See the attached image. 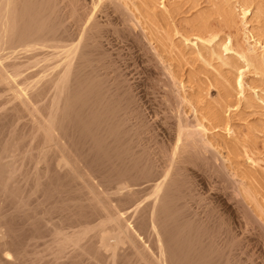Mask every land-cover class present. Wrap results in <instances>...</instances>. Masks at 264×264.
Instances as JSON below:
<instances>
[{
	"label": "bare ground",
	"instance_id": "6f19581e",
	"mask_svg": "<svg viewBox=\"0 0 264 264\" xmlns=\"http://www.w3.org/2000/svg\"><path fill=\"white\" fill-rule=\"evenodd\" d=\"M169 1L0 0V88L12 92L11 98L3 101L14 99L12 102L15 103L16 100L15 104L10 105L2 113L0 126H6L11 120L15 121L23 116L22 113H25L30 117V123L26 126L29 129H27L28 141L33 142L34 140L35 142V146L21 150L27 138L25 135H22L23 137L18 135L15 129L18 124L13 121L16 127L13 124L10 126L13 127V130L12 136H9L10 139L6 137V142L7 139L9 140L8 146L6 142H3L6 148L0 150V152L2 151L0 153V193L6 194V198H11V201L14 202L18 197L16 193L19 185H15L16 182L11 185L9 181H14L18 177H24V179L29 177L26 168L20 170L25 165L22 164L23 161H31L32 165L36 162L40 165H38L39 168L34 167L32 176L38 181L37 186L42 187L44 183L41 181H44L48 185V187H42L45 188V191L48 189L45 195L47 198L53 197L57 201L54 209L47 210L70 213L69 207H71L74 213L79 216L78 218L87 215L93 216V214L103 217V221H99L101 223L92 228L94 243L97 244V251L99 249L110 251L112 264H118V262L123 264L131 262L135 264H249L245 260L248 259V254L245 259L242 256L246 252L241 254V251L244 250L243 242L247 237V232L244 230L241 236H238L239 232L237 234V231L235 232L231 227L232 225L230 226V222L233 221L229 222L226 220L227 218L224 219L222 212L224 210L223 213H226L227 210L228 212L232 210L234 213L242 211L245 215L243 223L246 228L260 221L263 226H259V222L256 225L262 228L260 235L264 237V182L258 180L262 179L264 175L261 174V178L256 177L257 174H254V168H252L253 163L256 162L251 156L254 154L252 151H255L253 148L257 146L259 133L264 131V125L250 126L241 139L236 138L237 140L233 143L227 142L226 145L224 143V151L223 148L222 150L218 148L217 143L215 145L208 139L206 130H208L209 124L212 128L227 124L224 114L232 106L233 99L231 100V98L234 94L229 87L236 90L235 77L231 74L233 77L227 79L229 82L224 81L225 84L228 82L231 86L221 84V87H224L223 95L231 96L229 100L221 97L222 99L212 101L213 103L208 102L206 105L202 103L205 107L201 110V106L199 107L196 102L198 97L192 94L197 98H194L195 101H193L191 95L189 94L188 98V94L184 91L185 88L191 87L188 83L199 81V84H203L200 89V86L197 85L199 89L197 91L202 92L198 103L203 97L205 102L209 101L210 88H217L220 83L213 81L215 78L210 82L206 81L208 75H204L205 69L204 73L199 72V74L207 77L201 78L194 72L191 74L195 70L186 74V68H179L188 65L183 61V58L179 59L184 55L182 49L185 48V40L191 41L190 37H193L196 40L212 41L213 43L220 29L230 28L236 23V12L233 11L234 8L230 7L232 5L228 3V0H207L211 5L206 4L207 6H200V8L197 6L202 4L203 0H193V5H190L191 8L196 7L194 11L190 8L182 9L184 4L181 6L171 2L170 5ZM253 1H242L243 15L250 11ZM260 2L257 1L256 4ZM255 6H258L259 9L261 5ZM257 8L256 13L262 12L263 9L258 10ZM255 12H251L252 17ZM257 17H259L258 14ZM111 36L127 40L131 44L137 45V48L141 46L140 48L149 53L146 52L148 57L145 54L147 58L145 55L143 56L151 65L149 63L145 65L147 62L143 63L146 68L139 65L146 69L144 71L150 72L146 76L153 75L154 72L158 74L161 71L165 78L162 77L164 83L160 85H165L168 89L171 85L175 88L178 86L176 91L173 90V86L171 89L174 93L178 91L179 100L177 99V101L180 103H177L178 107L176 103L172 102L174 99H172V94L175 95L172 91L164 90L162 93L163 98L161 99L169 102L164 105L175 109L174 113H170L166 117L167 121L164 126L147 123L142 115L144 112L139 109V103L137 104V99L126 78L128 73H131L130 63L124 64L122 61V66L126 65L123 69L119 63L122 59L120 51L118 49L109 51L108 47H105L107 43H110ZM230 37L227 35V38L222 41L224 50L230 49ZM121 43L123 42L121 41ZM180 44L184 48L177 50V45ZM128 47L133 50L130 46ZM208 50L211 53L210 49ZM178 51H183L179 57H177L180 53ZM201 57L203 56L201 55ZM176 58L179 61L182 60L186 65L183 66L181 63L178 64L181 66L177 68ZM187 58L185 55V60ZM194 58L196 60V57ZM241 58L249 66H259V62L254 56L242 53L239 54V58L235 57L234 60H229L232 62L233 68H237ZM226 59L225 61L230 64ZM139 61L141 62V60ZM208 62L206 63L209 66L210 62ZM135 64L137 63L135 62ZM204 66L206 67V65ZM135 68L137 69V67ZM197 68V73V70L203 69V67ZM139 70L136 72L138 71L140 74ZM153 77H156V79L151 77L152 80L154 79L153 81L157 80L158 83H161V77L160 79L157 76ZM207 79L209 80V77ZM237 84L240 86L241 81L238 80ZM154 86L156 88L158 84ZM160 88L158 87L159 90ZM189 90L191 93V89ZM219 90L217 88V91ZM196 95H199L198 92ZM217 97L214 99H218ZM188 109L190 114L192 112V121L185 116ZM10 130L9 128L7 131L10 132ZM3 132L5 133V130ZM9 134L11 135V132ZM1 137L3 138V136ZM21 146L22 148H20ZM208 149L212 152H209ZM228 153H230L229 156ZM232 154L235 155L233 159L237 158V154H242L244 162H248L247 165L250 166L249 170L239 173L240 171L237 170V172L231 166H227L225 162ZM218 157L222 159V162L225 161L221 166L218 164ZM216 160H218L217 163ZM197 170L200 173L203 172L204 175H211L209 177H213V181L211 183L197 181L198 179H195L197 176H195V172L199 174ZM31 174L30 171V176ZM66 176H70L72 183L79 180L80 189L78 187L77 189L85 193V202L84 199L70 201L72 200L70 191L72 189H67L62 185V183H66L64 181ZM70 181L68 180V182ZM217 181L223 190H226L225 193L222 191L223 196L217 192L219 191L215 185ZM37 186L32 190L38 192ZM75 191H73L74 195L79 196L78 191H76L77 193ZM15 201L17 202L16 209L23 208L26 216L30 213L36 214L34 208L27 206V201H22L21 198ZM4 211L2 210V214ZM45 212L47 213V211ZM22 214L25 215V213ZM13 216L15 218L18 216L17 219H20L19 214L15 213ZM29 216L27 217L29 218ZM230 216L232 217V215ZM228 218L230 217L228 216ZM35 219L37 222H41L45 217L42 215ZM80 220L82 221V219ZM22 221L25 222L23 219ZM31 221L30 223H32ZM45 221L47 222V220ZM62 222L64 221L62 220ZM243 223L241 222V225ZM9 225L11 226V224ZM10 226L8 227L9 231L12 229L14 232L15 230L12 227L10 229ZM26 226L28 227V225ZM85 227H83L85 230H80L75 234V237H73L74 235L72 237L64 236L65 234L61 233L62 231L60 232L57 227L53 228V231L57 239L62 238V247L64 246L62 244L67 242H78V239L88 231ZM6 232L5 234L9 233ZM5 234L0 231V238L5 237ZM14 235L16 236V234ZM18 236L13 240L17 239L19 243L20 236ZM76 238L77 240H75ZM13 240L11 241L13 242ZM85 240L87 239L85 238ZM4 241L6 240L2 242L4 243ZM17 242H14L15 246ZM14 243H10L11 246ZM18 245L21 246L20 243ZM83 254L85 253L83 252ZM16 255H20L18 258L20 259L21 251H17ZM91 257H93V253ZM10 261L6 264H14ZM15 263L18 264V262Z\"/></svg>",
	"mask_w": 264,
	"mask_h": 264
},
{
	"label": "rangeland",
	"instance_id": "374dc122",
	"mask_svg": "<svg viewBox=\"0 0 264 264\" xmlns=\"http://www.w3.org/2000/svg\"><path fill=\"white\" fill-rule=\"evenodd\" d=\"M191 1V2H190ZM195 1V0H194ZM194 1L193 0H170L169 2H170V5H171V2H172V4H178V5H183V7H182V9H188V8H190V9H192L193 11L194 10H196V7H192L191 8V5H193L192 4V2L194 3ZM229 1V2H228ZM227 2L230 4V5H232V6H230V7H232V8H234L233 9V11H235L234 13H235V17H236V23H234V24H236V25H234L233 24V26H234V29H233V26H231L230 28H223L222 30L220 29L219 30V32H218V34H217V37H216V39H214V41H213V43H212V41L211 42H204V40H196V39H194L193 37H190V38H192V40L191 41H188L187 42V40H185L184 41V43H186V45L183 47V45L182 44H180V45H182L181 46V48H180V45H177V50H179V49H182V47L184 48V49H182L183 51H181V52H183L184 53V57L182 56V57H179L180 56V54H181V52L180 51H178V52H180V53H178L179 55L177 56V57H179V59L180 58H183L184 60L183 61H185V62H187L186 64H188V65H184V63H183V61L181 62V61H179L178 60V58H176V60H175V62H176V66L178 65V64H181V65H183V66H185V67H179V66H181V65H178L177 66V68L179 67L180 69L182 68V69H184V68H186L185 70H186V74L188 73V72H190L191 73V71L192 70H195V71H192V73L191 74H197V75H200V77L201 78H206L207 76H204V75H208V77H209V80L206 78V81H208V82H210L211 80H213L214 78L216 79H214L213 81H216V82H218V84L220 83V88L219 87H217L218 89H220L219 91H217V88H214V87H211L210 89V91H209V96H208V100L209 101H207V102H205L206 100H204V97H203V99L202 100H204L203 102H202V100H201V102L199 101V103H198V99H199V96H201L202 97V92L200 93L199 91H197V90H199L202 86H203V84L202 83H200L199 84V81H197V82H189L188 84L191 86L190 88H185L184 89V91H186V93L188 94V98H189V96L190 97H192V99H194L195 97L194 96H196V97H198V99L197 98H195V99H197L196 100V102H197V104L199 105V107L201 108V110L202 109H204V105L203 104H205L206 105V103H213L214 101H217V100H219V99H222V98H224L225 100H229L230 98H231V96H225V95H223L224 94V90H222L224 87H221V84L222 85H224L225 83H224V81L226 82V80L227 79H230L231 78V76L233 75L234 77H235V86H236V90H235V88L233 89L232 87H229L230 89H232L231 91L233 92V94H234V96L231 98V102H232V106H230L229 107V109L225 112V116H226V118H227V124L226 125H220V126H216V127H213L212 128V126L209 124H207L208 126H207V129L208 130H206V136L208 137V139H210V141L211 142H214V144L215 143H217L218 145H217V147L218 148H220L221 150H222V148L226 145V143L227 142H234L235 140H237V139H241L243 136H244V134H245V132L250 128V126L252 127L253 125H260V124H263L264 125V30H262V29H264L263 27H264V0H261V2H262V4H261V2H260V0H254L253 2V4L251 5V9H250V11H248L247 13H245L244 15H243V13H242V7H241V3H242V1L243 0H228ZM258 1V2H260L259 4H256V2ZM169 2H168V4H169ZM174 2V3H173ZM176 2V3H175ZM205 2V3H204ZM191 4V5H190ZM205 4V5H204ZM206 4H208L209 6L211 5L210 4V2H208L207 0H203V2H202V4H200L199 6H197V8L199 7L200 8V6L201 7H205V6H207ZM243 4V3H242ZM255 5H261V6H259V9L257 8L258 6H255ZM190 6V7H189ZM254 7V8H253ZM261 7V8H260ZM263 7V8H262ZM194 8V9H193ZM256 8L258 9V10H261V9H263L262 10V12H260V13H256L255 11H256ZM189 9V10H190ZM255 9V10H254ZM192 10H190L191 12H193ZM253 12H255V14H254V17H252V13ZM190 13V12H189ZM188 13V14H189ZM257 14H258V16L259 17H257ZM261 14V15H260ZM181 15V14H180ZM263 15V16H262ZM262 16V17H261ZM233 30H232V29ZM136 32H137V29H136ZM229 32V33H228ZM231 32V33H230ZM263 32V33H262ZM261 34H263V35H261ZM227 35L230 37V44H229V47H230V49H228V50H224V43L222 42L225 38H227ZM110 38V37H109ZM178 39V38H177ZM111 40V41H110ZM110 40H109V44L107 43V45H105V47L107 48L108 47V50L109 51H111V50H116V49H118L119 51H120V53H121V58L122 59H120V62L119 63H121L120 65H121V67L124 69L125 67L124 66H126V65H124V64H129V70L131 71V73H128V75L126 76V78L128 79V82L130 83V86H131V88H132V93L135 95V98L137 99V104H138V106H140L139 107V109L142 111V112H144L142 115L144 116V118H145V120L147 121V123L148 122H150L152 125H162V126H164L165 125V123H166V121H167V119H166V117L168 116V115H170V113L172 114V113H174V111H175V109H172L171 107L169 108V107H166V106H168V105H164V104H167V103H169V102H165V99L163 100V99H161V98H163V92H164V90H169L170 92L172 91L171 89L173 88V90H175V89H177L178 88V86L175 88V86H173V85H171V86H169V89H168V87L167 86H165V85H160V84H162V83H164L163 82V79L165 78L164 77V74H162L161 73V71H159V73L157 74V73H153V75L152 74H149V75H147L146 76V74H148V73H150V72H147V71H144V70H146V69H143V68H146V67H144L145 65H148V63H149V61H146L145 59L149 56V55H147V51H145L144 49H142V48H140L139 46H138V48H137V45H133V44H131L129 41H125L124 39H122V38H119V37H116L115 38V36H111V38H110ZM118 40V41H117ZM120 40V41H119ZM124 40V41H123ZM121 41L123 42V43H121ZM126 42V43H125ZM127 42H128V44H127ZM227 42V41H226ZM119 43V44H118ZM121 43V44H120ZM106 44V43H105ZM118 44V45H117ZM131 44V45H130ZM112 45H114L113 47H112ZM125 45V46H124ZM133 45V46H132ZM109 46H111V47H109ZM120 46V47H119ZM123 46V47H122ZM127 46V47H126ZM128 46H130L133 50H131ZM136 46V47H135ZM203 46V47H202ZM116 47V48H115ZM119 47V48H118ZM134 47V48H133ZM129 50H128V49ZM111 49V50H110ZM125 49V50H124ZM127 49V50H126ZM135 49V50H134ZM138 49V50H137ZM208 49H210V52L211 53H209V50ZM232 49V50H231ZM131 50V51H130ZM141 50V51H140ZM143 50V51H142ZM176 50V51H177ZM187 50V51H186ZM123 51H124V53L125 52H127V53H123ZM132 52V53H130V52ZM136 51V52H135ZM138 51V52H137ZM147 52V53H146ZM207 52V53H206ZM212 52H213V55H212ZM137 53V54H136ZM139 53V54H138ZM191 53V54H190ZM200 53V54H199ZM208 53H209V55H208ZM247 54L248 56H254L257 60H258V62H259V66H257V67H255V66H249V65H247L245 62H244V60L241 58V59H239V63H238V66H237V68H233V66H232V60H234V58L235 57H237V58H239V54ZM133 54V55H132ZM147 55V57H146V55ZM149 54V53H148ZM197 54H199V55H197ZM212 56H211V55ZM128 55V56H127ZM143 55H145V57L143 56ZM185 55H186V58H187V55H188V58L185 60ZM201 55L204 57H201ZM135 56H137V57H135ZM139 56V57H138ZM141 56H143V59H141ZM198 56V57H197ZM231 56H232V58H231ZM127 57V58H126ZM129 57H131V58H135L134 60L133 59H130ZM194 57H196V60H195V58ZM226 57H228L227 59H226ZM130 60H129V59ZM139 58V59H138ZM145 58V59H144ZM193 58H194V60H193ZM200 58H201V61H200ZM124 59V60H123ZM206 59H207V61H206ZM212 59V60H211ZM225 59L230 63V64H228L226 61H225ZM139 60H141V62L139 61ZM203 60V61H202ZM229 60H231V61H229ZM122 61H124V64H123V66H122ZM126 61V62H125ZM128 61V62H127ZM145 61V62H144ZM194 61V62H193ZM210 63H209V62ZM222 61H224V62H222ZM132 62V63H131ZM135 62L137 63V64H135ZM147 62V63H146ZM174 62V61H173ZM201 62H208L209 63V66H208V64L206 63V64H204V63H202L201 64ZM222 62V63H221ZM143 63L145 64V65H143ZM150 64V63H149ZM206 65V67L204 66V65ZM222 64H226V65H222ZM229 66H228V65ZM141 65H143V66H141V67H143V68H141L140 66ZM151 65V64H150ZM202 65V66H201ZM130 66H135V67H137V69L135 68V67H130ZM230 66H232V67H230ZM189 67H191L192 69H190ZM198 67V68H197ZM199 67H203V69L202 68H200L199 69ZM205 67V68H204ZM132 68V69H131ZM196 68L197 69H199V70H197L198 71V73L196 72ZM138 69H140L139 70V72H140V74L138 73V71L136 72V70H138ZM187 69H189V70H187ZM205 69V70H204ZM128 70V72H130ZM142 70H143V72H142ZM205 71V73H204V71ZM136 72V73H134V72ZM209 71V72H208ZM194 72V73H193ZM199 72L201 73H204V75H201V74H199ZM134 73V74H133ZM129 74H131V75H129ZM142 74H145V75H142ZM232 74V75H231ZM163 75V76H162ZM226 75V76H225ZM230 75V76H229ZM130 76V77H129ZM135 76V77H134ZM153 76H157L159 79H160V77H161V83H158V81L157 80H155V81H157V82H155V81H153L152 80V78H155L156 79V77H153ZM225 76V77H224ZM232 76V77H233ZM132 77V78H131ZM150 77V78H149ZM152 77V78H151ZM162 77H163V79H162ZM227 77H229V78H227ZM211 78V79H210ZM224 78V79H223ZM132 79V80H131ZM220 79V80H219ZM138 80V81H137ZM238 80H240L241 81V85L240 86H238V84H237V82H238ZM133 81V82H132ZM151 81H152V83H151ZM212 81V82H213ZM219 81H221V82H219ZM228 82H229V80H227ZM226 83L225 84V86L226 85H229V83ZM131 83H132V85H131ZM134 83V84H133ZM135 83H136V86H135ZM191 83H192V85H191ZM195 83H197V84H195ZM214 83V82H213ZM156 84H158V86H156V88H155V86L154 85H156ZM197 85H198V87H199V89H198V87H197ZM0 86H1V84H0ZM154 86V87H153ZM163 88H166V89H163ZM173 86V87H172ZM229 86H231V85H229ZM158 87L160 88V90H162L161 92H160V90L158 89ZM229 88H227L228 90H229ZM188 89V90H187ZM189 89H191V93H190V90ZM193 89V90H192ZM134 90V91H133ZM222 90V91H221ZM4 91V92H3ZM6 91V92H5ZM176 91V90H175ZM198 92V96L196 95L197 94V92ZM222 92V96H221V92ZM136 92V93H135ZM220 92V93H219ZM172 93H174L173 91H172ZM177 93H178V91H177ZM177 93L175 92L174 94L175 95H173L172 94V99H173V103H176V106L178 107L179 106V101H177V99L179 100V98H178V96H177ZM194 93H196V94H194ZM219 93V94H218ZM11 94H12V92H10V91H8V90H5V89H1L0 88V118H1V115H2V113L5 111V109H8L9 107H10V105L12 106L13 104H15L16 103V100H15V103L14 102H12V101H14V99H11V101L9 100V101H3V100H7V99H10L11 98ZM190 94V95H189ZM192 94L194 95V96H192ZM218 94V95H217ZM212 95V96H211ZM216 96H218L217 98L218 99H214V98H216ZM201 97H200V99H201ZM222 97V98H221ZM4 98V99H3ZM213 98V100H211ZM228 98V99H227ZM2 99V100H1ZM191 99V100H192ZM195 99L193 100V101H195ZM223 99V100H224ZM211 100V101H210ZM164 101V102H163ZM213 101V102H212ZM6 102H7V104H6ZM162 102H163V104H162ZM205 102V103H204ZM9 103V104H8ZM177 103H179L178 105H177ZM202 105H201V104ZM6 104V105H5ZM9 105V106H8ZM164 105V106H163ZM166 107V108H165ZM174 107H175V104H174ZM165 108V109H164ZM170 109H172V110H170ZM156 111V112H155ZM141 112V113H142ZM159 112V113H158ZM189 112V113H188ZM169 113V114H168ZM186 114H188V115H186ZM186 114H185V116H187L188 117V119H191L192 118V112H191V114H190V111H189V109L188 110H186ZM21 115H23V116H21V118H17L15 121H14V119L13 120H11V122L10 123H8L6 126H0V143H2L1 145H0V150L1 149H3L4 150V148H6V145L5 144H3V142L5 143L6 142V137L7 138H9V136H12V128L13 127H10L12 124H13V121L15 122V123H17L18 124V126L16 127V124L14 125L13 124V126H15L16 128V130H17V132H18V135H25V137L27 138L26 139V142L24 143V147H23V149H21V150H25V149H29V148H31V147H33V146H35V142H34V140H33V142L32 141H28V138L29 137H27L28 136V131H27V129L28 128H26V126H28V124L30 123V117L27 115H25V113H22ZM165 116V117H164ZM162 117V118H161ZM148 120H147V119ZM160 118V119H159ZM2 119V118H1ZM17 120H19V122H17ZM152 120H154V121H152ZM190 121H192V119L190 120ZM25 122V123H24ZM28 122V123H27ZM153 122H155V123H153ZM159 125V126H160ZM19 126H20V128H19ZM210 126V127H209ZM25 127V128H24ZM10 128L11 130H10V132H11V135L9 134L10 132L9 131H7L8 129ZM19 130H18V129ZM5 130V133L3 132ZM23 130H25L24 132H25V134H23L24 132H23ZM29 130V129H28ZM264 130V129H263ZM23 132V133H22ZM4 133V134H3ZM22 133V134H21ZM27 133V134H26ZM3 134V135H2ZM1 136H3V138L1 137ZM22 136V137H23ZM242 136V137H241ZM20 137V136H19ZM21 138V137H20ZM237 138V139H236ZM2 139V140H1ZM10 139V138H9ZM229 140V141H228ZM9 140L7 139V142H8ZM6 142V143H7ZM34 143V144H33ZM224 143H225V145H224ZM31 144V145H30ZM222 144H223V146H222ZM216 145V144H215ZM257 146H256V148H253V150H255L254 152L252 151V153H254V154H251V156L254 158V160H255V162L256 163H253L254 165H253V167L252 168H254V174H257L256 175V177L258 178V177H262L261 176V174L262 175H264V131L262 132V133H259V138H258V142H257V144H256ZM7 146H8V143H7ZM29 146V147H28ZM221 146V147H220ZM9 148V147H8ZM7 148V149H8ZM20 148H22V146L20 147ZM224 149L225 148H223V151H224ZM257 149V150H256ZM209 150V149H208ZM226 151V150H225ZM2 152V151H1ZM0 152V153H1ZM209 152H212L211 150H209ZM209 152H207V154L209 153ZM229 154L230 153H228V156H229ZM208 155H210V153L208 154ZM239 155V156H238ZM233 156L235 157V155L234 154H232L228 159H227V161L225 162V161H223V162H225V164L227 165V166H231L232 168H233V170L235 169L236 171L238 170V171H240L239 173H241V171L243 172V173H245L246 171H248L249 170V165H247L248 164V162H244L245 160H244V158H243V156H242V154L240 155V154H237L236 156H237V158H235V159H233ZM219 158V157H218ZM231 158V159H230ZM235 160V161H233V160ZM219 160V161H218ZM218 160H216V163H217V161H218V164L221 166V164L223 163L222 162V159H218ZM226 160V159H225ZM221 161V162H220ZM231 163H229V162ZM31 161H23V163L22 164H25V165H23L22 167L23 168H21V167H19V168H21L20 170H22V169H25V170H27V172L29 173L28 175H29V177H26V179H24V177H18V178H15V180L14 181H9L10 182V184L11 185H14V184H12L13 182L15 183V185H19V189H18V191H17V193H16V195H18V197H16V199L15 200H20V198H21V200L23 201V200H25V201H27V206L29 207V208H34L35 210H36V214L38 215V217H40V216H42V215H44V217H45V219L43 220V221H39V222H37V220L35 219V217L36 218H38L37 217V215L36 214H27V216H29V218L26 216V212L25 211H23V208L21 209V210H17L16 208H17V202L14 200V202L13 201H11L12 199L10 198V199H8V198H6V194L5 195H3L2 193H0V197H1V199H0V210H1V208H2V210L4 211V214H2L3 212H2V210H1V213H0V231L2 232L3 231V233L5 234V232H6V229H8V227L10 226L9 224H11V226H10V229H11V227L13 228V230H15L14 232H12V229L9 231V229H8V231L7 232H9V233H7V234H5V237H3V238H5V239H3V238H0V239H2V240H0L1 242L3 241V240H6V241H4V243L2 242H0L1 244H0V246H1V248H0V264H3V263H5L6 264V262H8V261H10L11 263H14V264H17V263H15V262H18V264H67L68 262V264H106V261H107V264L108 263H110V264H112V257H110L111 255H110V251H108V250H104V249H102V251L99 249V251H97V249H96V245L97 244H95L94 243V236H93V230H92V228H94V227H96L98 224H100L102 221H103V217H101L100 215H98V214H95L96 216H97V218H96V216H94V214H93V216L92 215H87L88 216V218H87V216H85V217H80V218H78L79 216L77 215V214H75L74 213V211H73V208H71V207H69V212L70 213H68V212H62V211H56V210H53V211H51L52 210V208L54 209V206H56L57 204H56V202L57 201H55V199L53 198H47V195H45V194H47L46 192H48V189H46V191H45V188H42V187H48V185L44 182V181H41L42 183H44V185L42 186V187H39V186H37V184H38V181L36 180V178L35 177H33L32 175H33V169H34V167L35 166H37V168H39V166L38 165H40L39 163H36V162H34V165H32V163H30ZM220 162V163H219ZM232 162H233V164H232ZM235 162V163H234ZM26 163H27V165H26ZM217 164V165H218ZM230 164V165H229ZM41 165H42V163H41ZM21 166V165H20ZM41 167V166H40ZM236 167V168H235ZM247 168V169H246ZM256 168V169H255ZM36 169V168H35ZM24 170V171H25ZM29 170V171H28ZM244 170H245V172H244ZM30 171L32 172V174H31V176H30ZM198 171V170H197ZM237 171V172H238ZM255 171H256V173H255ZM26 172V171H25ZM199 172V171H198ZM202 172V171H201ZM197 175V176H196ZM200 175H202V176H200ZM207 175V176H206ZM206 175H204V173L202 172V173H200L199 172V174L197 173L196 174V172H195V179L197 180V181H199V180H202L204 183H211L212 181H213V177H209V176H211V175H208V174H206ZM63 177V176H62ZM61 177V178H62ZM70 176H66V180H64V181H66V183H62V185H64V187H66L67 189L68 188H70V189H72V190H70L71 191V196H72V200H70V201H72V202H75L77 199L78 200H83L84 198H86V195H85V193L83 192V191H81V190H78V189H80V182H79V180H77V181H74L73 183L71 182L72 181V179H70L69 178ZM201 177V178H200ZM203 177H205V179H203ZM35 178V179H34ZM67 178H68V180L70 181V182H68V180H67ZM200 178V179H199ZM209 178V179H208ZM17 179V180H16ZM65 179V178H64ZM258 180H261V182H262V180H263V182H264V176L262 177V179H258ZM19 181V182H18ZM24 181V182H23ZM95 181V180H94ZM37 182V183H36ZM68 182V183H67ZM19 183V184H18ZM36 183V184H35ZM214 183V182H213ZM212 183V184H213ZM78 186H77V185ZM264 184V183H263ZM21 185V186H20ZM46 185V186H45ZM215 185H217L216 187H218V188H216L217 190H219V191H217V192H220V195L221 196H223L224 195V193H225V191L223 190V188L221 187V185H220V183L217 181V182H215ZM37 186V191H38V189H39V191L38 192H36L35 190H32V189H34V187H36ZM75 186V187H74ZM21 187V188H20ZM39 187V188H38ZM51 187H52V185H51ZM77 187H78V189H77ZM222 188V190H221V188ZM42 188V189H41ZM22 189V190H21ZM24 189V190H23ZM42 191H41V190ZM21 190V193L19 192ZM78 191V194H80L79 196L76 194V195H74L75 193L73 192V191ZM22 191H24V192H22ZM33 193H32V192ZM44 191V192H43ZM75 191V192H76ZM81 191V192H80ZM224 193H223V192ZM29 192V193H28ZM23 193V194H22ZM27 193V194H26ZM30 193H32L31 195H30ZM77 193V192H76ZM19 194H20V196H19ZM22 194V195H21ZM83 194V195H82ZM76 198H75V197ZM82 196H83V198H82ZM22 197H23V199H22ZM28 197V198H27ZM30 197V198H29ZM74 198V199H73ZM234 199H236L235 197H233ZM27 199V200H26ZM44 199H47V200H44ZM49 200V201H48ZM236 200H238V199H236ZM84 202H85V199L83 200ZM6 202V203H5ZM9 202V203H8ZM50 202V203H49ZM52 202V203H51ZM3 203V204H2ZM42 203H43V205H42ZM264 203V202H263ZM11 204V205H10ZM14 204V205H13ZM16 204V205H15ZM29 204V205H28ZM8 205V206H7ZM40 206V207H39ZM244 206V205H243ZM3 208H6V209H3ZM51 208V210H47V209H50ZM40 209V210H39ZM8 210H9V212H8ZM11 210H13L16 214H19V217H20V219L18 218L17 219V217L15 218L13 215L15 214L13 211H11ZM248 210V209H247ZM17 211H20V212H17ZM44 211H47V213L45 214L44 213ZM56 211V212H55ZM225 211V210H224ZM223 211V212H224ZM232 210H230L229 212H228V210H227V216H226V213H223L222 211V214H224L223 215V217H225L224 219H226V220H228L229 222L230 221H233V222H230V226L235 230V232L238 234V232H239V234H238V236H241V233H242V231H246L245 233L247 234L246 236V238H248V239H246L245 238V241L243 242V251H241V254H242V252H246V253H243V254H245V255H241L242 257H243V259H245V257H247V256H249V257H247L248 259L252 256V258H250L249 260L248 259H245V260H247L246 262H248L249 264H264V237H263V235H260V234H262V228L261 227H257L258 225H256V224H258V222H259V226H263L262 225V223L260 222V221H258L257 223H254L255 225H249L250 227L252 226V228H250L249 226H247V228L249 229H247L246 227H244V217H245V215L242 213V211L241 212H233V214H232V212H231ZM236 211V210H235ZM237 211H239L238 209H237ZM5 212H7V213H5ZM10 212H12V213H10ZM39 212V213H38ZM248 212H250V211H248ZM22 213H25V215L24 214H22ZM42 213V214H41ZM48 213H49V215H48ZM72 213H73V215H72ZM59 214V216H57ZM62 214V215H61ZM32 215H34V216H32ZM46 215H48V216H46ZM53 215V216H52ZM70 215V216H69ZM230 215H232V217L230 216ZM241 215V216H240ZM4 216H6V217H4ZM9 218H8V217ZM16 216V215H15ZM22 216H24V217H22ZM51 216V217H50ZM61 216V217H60ZM68 216V217H67ZM99 216V217H98ZM228 216L230 217V218H228ZM12 218V220H11V218ZM48 217V218H47ZM73 217V218H72ZM32 218V219H31ZM62 218H64V219H66V220H64V219H62ZM84 218V219H83ZM96 218V219H95ZM22 219L23 220H25V222L24 221H22ZM28 219V220H27ZM56 219H58L57 221H56ZM80 219H82V221L80 220ZM2 220H3V222H2ZM31 220H33V221H35L34 223H33V221H31ZM45 220H47V222L45 221ZM62 220L64 221V222H62ZM79 220H80V222H79ZM85 220H88V221H86L85 222ZM243 220V221H242ZM9 221H11V222H9ZM15 221V222H14ZM17 221V222H16ZM30 221L33 223H30ZM45 221V222H44ZM70 221H71V223H70ZM94 221V222H93ZM99 221H101V222H99ZM36 222H37V224H36ZM56 222V223H55ZM67 222V223H66ZM91 222H93L92 224H91ZM241 222L243 223L242 225H241ZM6 223H9V224H6ZM25 223V224H24ZM28 223V224H27ZM39 223V224H38ZM41 223V224H40ZM43 223V224H42ZM44 223H46V224H44ZM55 223V224H54ZM64 225H63V224ZM97 223V224H96ZM232 223V224H231ZM238 223V224H237ZM22 224V225H21ZM24 224V225H23ZM37 226H36V225ZM59 224V225H58ZM62 224V225H61ZM77 224V225H76ZM3 225V226H2ZM16 225H18V226H16ZM26 225H28V227L26 226ZM43 227H42V226ZM75 225V226H74ZM85 225H86V227H85ZM95 225V226H94ZM234 225V226H233ZM4 226H5V228H4ZM32 226H34V227H32ZM36 226V227H35ZM41 226V227H40ZM46 226V227H45ZM50 226H52V227H50ZM57 227V229L58 230H60V232L61 233H64L65 235L64 236H66V237H72L73 235V237H75L76 235L75 234H77L80 230H83L84 228L83 227H85L86 228V230H88L87 232H86V234H84L80 239H78V242H75V243H73V242H67V243H64V244H62V245H64V246H62L61 247V243H62V238L61 239H57L55 236H56V234H55V232L53 231L56 227ZM59 226V227H58ZM64 228H63V227ZM68 226V227H67ZM94 226V227H93ZM243 226V227H242ZM7 227V228H6ZM81 227V228H80ZM238 227V228H237ZM241 227V228H240ZM255 227H256V229H255ZM15 228V229H14ZM21 228H22V230H21ZM23 228H24V230H23ZM42 228V229H41ZM54 228V229H53ZM69 228V229H68ZM237 228V229H236ZM240 228V229H239ZM243 228V229H242ZM5 229V230H4ZM29 229H31V230H29ZM73 231H72V230ZM18 232H17V231ZM85 230V229H84ZM251 230V231H250ZM259 230V232H257ZM263 230H264V227H263ZM71 231V232H70ZM76 231V232H75ZM91 231V232H90ZM249 231V232H248ZM24 232V233H23ZM30 234H29V233ZM35 232V233H34ZM54 232V233H53ZM65 232H67V233H65ZM253 233V235H252V233ZM256 232V233H255ZM13 233V234H12ZM22 233V234H21ZM26 233V234H25ZM32 233V234H31ZM255 233V234H254ZM8 234H10L9 235V237L11 236L12 238H9L8 237ZM14 234H16V236H18L19 238L18 239H20V241H19V243L21 244V246L20 245H18L19 243L17 242V239H16V241H14L15 240V238H16V236L14 235ZM39 234V235H38ZM68 234V235H67ZM259 234V235H258ZM23 237H22V236ZM258 236V237H257ZM65 237V238H66ZM91 237V238H90ZM255 237V238H254ZM257 237V238H256ZM29 238V239H28ZM53 238V239H52ZM85 238L88 240H85ZM250 238V239H249ZM259 238V239H258ZM261 238H262V240H261ZM14 239V240H13ZM255 239H257V240H255ZM11 240H13V242L11 241ZM21 240H23V241H21ZM33 240V241H32ZM58 240V241H57ZM60 240H61V242H60ZM75 240H77V238L75 239ZM92 240V241H91ZM8 241H9V243H8ZM247 241V243H245ZM7 242V243H6ZM14 242H17L16 243V246H15V243ZM22 242V243H21ZM29 242H31V243H29ZM10 243H14V245H12L11 246V244ZM3 244H5V245H3ZM26 244V245H25ZM30 244V245H29ZM95 246H94V245ZM248 246H247V245ZM52 245H53V248H52ZM86 245V246H85ZM87 245H88V247H87ZM92 247H91V246ZM78 246V247H77ZM81 246V247H80ZM247 246V247H246ZM256 246V247H255ZM15 247H16V249H17V251H21V255H22V259L20 258V259H18L19 257H20V255H16V253H17V251H16V249H15ZM24 249H23V248ZM26 247V248H25ZM83 247V248H82ZM94 247V248H93ZM20 250H19V249ZM62 248V249H61ZM74 248V249H73ZM77 248V249H76ZM86 248V249H85ZM94 250H93V249ZM76 249V250H75ZM79 249V250H78ZM84 249V250H83ZM92 249V250H91ZM95 249H96V251H95ZM247 251H246V250ZM256 249V250H255ZM26 250H27V252H26ZM16 251V252H15ZM61 251V252H60ZM69 251V252H68ZM94 251V252H93ZM109 253H108V252ZM55 252V253H54ZM77 252V253H76ZM83 252L85 253V254H83ZM97 252H98V255H101V256H98L97 255ZM250 252H253L254 253V255H255V257H254V255H253V253H250ZM61 253V254H60ZM92 253H93V257H91L92 256ZM95 253V254H94ZM257 253V254H256ZM25 256H24V255ZM74 254V255H73ZM87 254V255H86ZM248 254V255H247ZM250 254H252V255H250ZM261 254V255H260ZM59 257H58V256ZM72 255V256H71ZM247 255V256H246ZM108 256V257H107ZM257 256V257H256ZM70 257V258H69ZM85 257H86V259H85ZM106 257V258H105ZM6 258V259H5ZM7 258H8V261H7ZM23 258H24V261H23ZM95 260H94V259ZM99 258V259H98ZM109 258V259H108ZM111 258V259H110ZM10 259V260H9ZM68 259V260H67ZM89 259V260H88ZM92 259V260H91ZM98 259V261H96ZM106 259H108V260H110V261H108V260H106ZM19 260V261H18ZM66 260H67V262H66ZM72 260V261H71ZM77 260V261H76ZM78 260H79V262H78ZM88 260V261H87ZM100 260V261H99ZM256 260V261H255ZM81 261V262H80ZM250 261V262H249ZM57 262V263H56ZM95 262V263H94ZM100 262V263H99ZM118 264H123L122 262H118ZM129 264H135V263H129Z\"/></svg>",
	"mask_w": 264,
	"mask_h": 264
}]
</instances>
